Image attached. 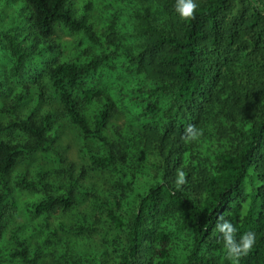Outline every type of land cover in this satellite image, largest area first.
I'll return each instance as SVG.
<instances>
[{"label": "trees", "instance_id": "trees-1", "mask_svg": "<svg viewBox=\"0 0 264 264\" xmlns=\"http://www.w3.org/2000/svg\"><path fill=\"white\" fill-rule=\"evenodd\" d=\"M19 1L18 24L0 29V238L10 235L14 264H40L18 229L5 225L16 211L14 190L41 193L27 206L48 219L72 207L87 173L83 167L74 175L69 162L54 173L12 174L38 152L62 159L55 149L56 115L41 107L54 101L59 116L84 138L104 144L101 153L83 152L87 169L127 165L151 171L145 189L133 172L126 180L119 171L115 189L126 199L132 195L134 206L128 218L110 206L105 213L126 231L124 243L113 257L92 256L91 264H220L219 216L237 226V238L249 230L255 235L239 264H264V0H198L192 19L179 17L176 0H123L121 8L134 17L127 44L119 40L114 20L96 34L73 0ZM120 12L112 14L120 18ZM57 25L86 42L63 55L53 38ZM112 57L114 71L125 69L149 84L134 89L116 78L109 96L98 81L103 83ZM28 99L35 108L23 116ZM116 115L141 123L139 146L129 144L135 137L123 135ZM189 124L201 130L198 139H185ZM181 171L185 182L177 185ZM47 227L45 240L54 243L51 264H84ZM81 229L75 224L70 231ZM174 251L183 253L180 259Z\"/></svg>", "mask_w": 264, "mask_h": 264}, {"label": "rangeland", "instance_id": "rangeland-1", "mask_svg": "<svg viewBox=\"0 0 264 264\" xmlns=\"http://www.w3.org/2000/svg\"><path fill=\"white\" fill-rule=\"evenodd\" d=\"M106 1H112L113 5L108 6ZM123 3V0H73L77 13L87 14L96 34H102L107 29V25L114 20L119 40L121 39V43L125 42L124 44H127L128 41L133 39L132 34H130V27L131 23L133 24L134 17L132 11L129 13L125 8H121ZM135 3L142 5L141 0H134L133 4ZM19 5V0H3V4L0 3V29L14 27L15 22L18 24L16 10ZM116 8L118 10L122 9L120 18L112 14L113 9ZM20 27L29 31L27 25H21ZM53 38L60 40L61 50L65 56L71 53L67 51L78 50L80 42L83 44L86 42L80 34L71 33L60 25L55 26ZM107 44H104V48H107ZM80 47L83 46L81 45ZM110 61L108 62L109 72L104 76L103 83L98 81L99 84L105 86L104 88L108 90L109 96L115 92L116 78H122L128 87L134 89L149 84V80L125 69L114 71L112 67L117 65V61L114 60V57ZM41 107L49 108L56 115L55 149L62 159H58L57 155L52 152H38L31 158L19 162L12 170V174L30 172L29 176H31L33 174L32 171L34 170L35 172L38 169L54 173L56 169L61 170V168L66 167L69 162L74 164V175L81 174L83 167L87 170V173L79 179L80 184L74 192L72 207L65 211L60 210L47 214L50 215L48 219H46L47 216L44 214L33 215L27 206L29 202L41 197V193L14 190L12 195L15 200L16 211L7 219L5 225H7V229L12 227L18 229L21 237L27 240L32 256L36 257L37 262L40 264H51V258L54 255V243H48L45 240L47 237V233H45L48 229L47 224L51 228H56V230L54 228L53 230L62 238L61 241L65 249L68 248L74 255H79L84 264H91L93 261L92 256L102 259L113 257L119 244L124 243L126 231L118 230L113 226L106 216L105 207L110 206L117 210L119 214L121 213L124 218H128L131 208L134 206V197L130 195L126 199L121 191L115 189V180L119 177L120 170L122 174H127L126 180L132 178L130 176L131 172H133V175L138 180L137 185L145 189V185H143L144 176H147V173L151 171L145 168L146 170L144 171L146 173L144 174L140 170L132 169V166L127 165L117 169H87L83 152L93 151L101 153L104 150V144L96 139L84 138L81 132L70 125L65 117H60L56 101L50 105L43 104ZM33 108H35V103L30 102L28 99L22 108L24 112L22 115L25 116V113ZM113 120L121 128L123 135L135 137V140L129 144L140 145L138 134L141 123L139 121L134 120L126 123L123 115H116ZM137 160L140 166L146 162L144 158L141 159L140 157ZM85 169L84 171H86ZM58 188L60 187L58 186ZM91 194L98 195L101 198L100 201L106 200L108 203L104 204L96 201ZM75 224L82 226V229L77 231V233L70 231V228L75 226ZM9 236L7 232H4V235L0 238V264H14L13 260L8 256L14 244ZM44 240L45 242H43ZM173 253L178 256V259L183 254L175 251ZM218 255L220 264H230L225 257L224 249L219 251Z\"/></svg>", "mask_w": 264, "mask_h": 264}, {"label": "clouds", "instance_id": "clouds-1", "mask_svg": "<svg viewBox=\"0 0 264 264\" xmlns=\"http://www.w3.org/2000/svg\"><path fill=\"white\" fill-rule=\"evenodd\" d=\"M199 7L198 0H176L175 11L181 19H192ZM187 140H196L202 135L201 130L194 125L189 124L185 130ZM185 182L184 173L178 174L177 185ZM218 239L222 240L225 250V257L230 264H239L240 258L246 256L255 244V235L252 231L244 232L237 238L238 228L229 219L224 216L217 218L215 224Z\"/></svg>", "mask_w": 264, "mask_h": 264}]
</instances>
